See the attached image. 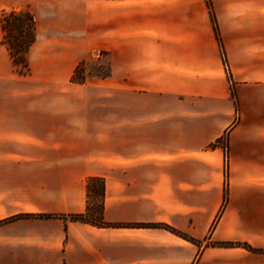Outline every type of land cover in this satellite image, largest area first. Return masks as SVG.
<instances>
[{"label": "crops", "instance_id": "obj_1", "mask_svg": "<svg viewBox=\"0 0 264 264\" xmlns=\"http://www.w3.org/2000/svg\"><path fill=\"white\" fill-rule=\"evenodd\" d=\"M9 10L36 38L20 73L0 23V264H264V0ZM98 52L109 73L70 81ZM90 178L114 225L69 217Z\"/></svg>", "mask_w": 264, "mask_h": 264}, {"label": "trees", "instance_id": "obj_2", "mask_svg": "<svg viewBox=\"0 0 264 264\" xmlns=\"http://www.w3.org/2000/svg\"><path fill=\"white\" fill-rule=\"evenodd\" d=\"M209 12L211 19L213 21V28L215 31V36L220 42L219 30L217 27L215 15L213 13L211 3L208 1ZM25 22V23H24ZM1 28L3 31L2 42L7 47L11 60L15 66L18 67L20 73H26L28 70V62L26 59V52L28 51L30 45L34 42L36 38L35 23L33 15L29 11H18L9 10L4 11L0 17ZM15 51H18L17 54ZM87 59L81 60L73 73L71 74L70 81L82 83L87 78L92 76H106L109 73L108 68L104 72L90 74H84V67L86 65ZM95 183V184H94ZM87 188V211L85 213L72 214L69 217L71 219H78L81 221H86L89 223H94L103 226L114 225L109 222H105L101 219V213L103 208V198H104V183L100 178H90L86 184ZM95 200L97 206L95 208V217L90 219L89 216V198ZM219 245H229V242H218Z\"/></svg>", "mask_w": 264, "mask_h": 264}, {"label": "rangeland", "instance_id": "obj_3", "mask_svg": "<svg viewBox=\"0 0 264 264\" xmlns=\"http://www.w3.org/2000/svg\"><path fill=\"white\" fill-rule=\"evenodd\" d=\"M18 11H24V10H18ZM17 52L18 51H15L16 54H17ZM16 67L18 68L20 66H16ZM107 68H108V65H107L106 57L105 56L102 57L101 52H98V53H95V55H93L91 58L87 59L86 65L84 67V74L87 75L88 73L95 74V73L104 72V71H106ZM221 141H222V138L220 139V142ZM226 144H227V142H226ZM96 206H97V204H96L95 200L91 196L89 198V216H88L90 219L93 218Z\"/></svg>", "mask_w": 264, "mask_h": 264}, {"label": "built area", "instance_id": "obj_4", "mask_svg": "<svg viewBox=\"0 0 264 264\" xmlns=\"http://www.w3.org/2000/svg\"><path fill=\"white\" fill-rule=\"evenodd\" d=\"M223 61H224V65H225V69H227L228 71V64L225 61V58L223 56ZM221 145L223 146L224 152H225V173H226V169H227V161H228V153H227V144H226V140L224 138H222V141L220 142Z\"/></svg>", "mask_w": 264, "mask_h": 264}]
</instances>
